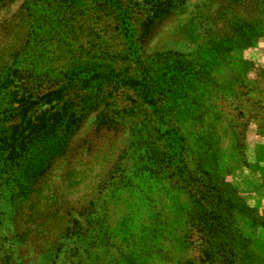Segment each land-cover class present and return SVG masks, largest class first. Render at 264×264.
Instances as JSON below:
<instances>
[{
    "label": "rangeland",
    "instance_id": "rangeland-1",
    "mask_svg": "<svg viewBox=\"0 0 264 264\" xmlns=\"http://www.w3.org/2000/svg\"><path fill=\"white\" fill-rule=\"evenodd\" d=\"M13 108L59 123L0 159V264H264V0H4L8 134ZM199 165L247 207L216 235Z\"/></svg>",
    "mask_w": 264,
    "mask_h": 264
},
{
    "label": "trees",
    "instance_id": "trees-1",
    "mask_svg": "<svg viewBox=\"0 0 264 264\" xmlns=\"http://www.w3.org/2000/svg\"><path fill=\"white\" fill-rule=\"evenodd\" d=\"M4 1V0H0V3ZM17 51H19V48L17 49ZM75 83H83L85 84V71H81L78 72L75 75L74 78V82ZM129 85L131 86H136L137 83H134L133 81H131L129 83ZM138 87L141 86V84L137 85ZM146 87H143V89H145ZM64 91H66L65 89L57 91V92H52L49 95H47L49 98L50 97H54V98H59V96H61ZM145 91V90H144ZM149 93V91H148ZM138 99L143 98L144 100H147V98H149V95H145V92L143 93V95L138 94ZM22 109H24V107H21ZM13 110H15V115H16V119L19 117V115L22 114V111L19 110V108H13ZM24 112V111H23ZM26 113V111L24 112ZM46 113H48L47 111H45L42 118H38L37 121L33 122L26 119V117H24V114H22V117H24V120L27 121V125L24 127L22 126V124H20L18 127H14V131L12 128V133L8 134L6 131H4V127L2 129H0V159H4L6 164H21V161L24 160L22 157H28V154L26 155V153H28L27 150H25L26 146H30L33 147L34 145H36L37 143H39L40 141L44 140L45 137H43V133L46 130H50L53 127H56V125L59 123V121H57L55 124H51V120L46 118ZM59 113V112H57ZM69 115V114H68ZM73 115H77V113H73ZM54 116L56 117V115L54 114ZM60 115L58 114L57 117H59ZM65 120V117L63 116V121ZM24 122V121H23ZM224 122V121H223ZM220 122V123H223ZM219 123V122H218ZM138 124V123H136ZM227 126V123L225 124ZM219 129H221L220 131L224 133V125L223 124H219L217 125ZM225 126V127H226ZM19 128H23L24 131H27V135L23 136L24 132L19 133ZM37 132L40 133L41 136H37L35 135ZM217 136V135H216ZM222 134L215 137V142H216V149H215V154H220V151L223 148L221 139H222ZM241 139L238 140V146H241ZM42 143V142H41ZM35 153V152H33ZM38 153V152H37ZM36 154V153H35ZM37 155V154H36ZM39 155V153H38ZM199 171L201 173V176L199 177V179L194 180L195 183V188H197V193H194V195H191L192 201H193V209L195 210L197 205H199V207H201V214L203 215V213L205 214V217L211 216L213 214H218V217L211 219V221H214L212 223H206L205 228L206 229H202V232H204L205 230H211L213 229V232L216 234L220 233L222 230L226 229L225 227V223H221V221H228L229 217L233 216V214L235 212H239L240 215H242V212L247 210V207H238L237 209H235L233 206V204H225L224 207H220V202H221V193L223 192L222 188H221V184H219V179H221L217 173L213 174V170L208 168V171L204 170V167L202 165H199ZM44 173V172H43ZM46 173V172H45ZM44 175L46 174H42V178L45 177ZM214 178V181H212V178ZM207 181H209L210 183H207ZM209 187V188H208ZM116 189V188H114ZM113 189V190H114ZM197 196H203L205 201H200V200H194V196L196 198ZM218 201V203H217ZM202 202H207V206L211 207V208H215L216 212L215 213H209V208L206 207V205ZM197 204V205H196ZM226 210V211H223ZM249 210V209H248ZM225 212V216H223ZM238 213V214H239ZM236 226L238 227V223L232 222L230 226L233 227ZM158 233V234H157ZM156 235H152L151 232H149V236L151 238V240L153 242H158V239H162L163 237V233L164 231H162L161 229L157 230ZM207 233V232H206ZM217 244V243H216Z\"/></svg>",
    "mask_w": 264,
    "mask_h": 264
}]
</instances>
